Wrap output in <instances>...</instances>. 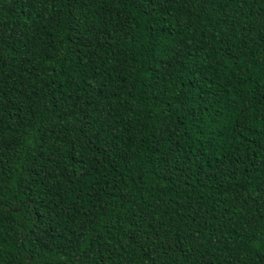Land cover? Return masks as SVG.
<instances>
[{"label": "trees", "instance_id": "1", "mask_svg": "<svg viewBox=\"0 0 264 264\" xmlns=\"http://www.w3.org/2000/svg\"><path fill=\"white\" fill-rule=\"evenodd\" d=\"M264 261V0H0V264Z\"/></svg>", "mask_w": 264, "mask_h": 264}, {"label": "snow or ice", "instance_id": "2", "mask_svg": "<svg viewBox=\"0 0 264 264\" xmlns=\"http://www.w3.org/2000/svg\"><path fill=\"white\" fill-rule=\"evenodd\" d=\"M258 264H264V261H259Z\"/></svg>", "mask_w": 264, "mask_h": 264}]
</instances>
